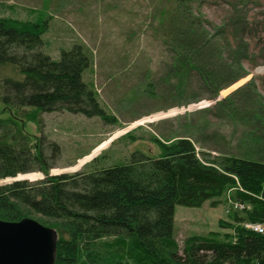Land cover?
Returning <instances> with one entry per match:
<instances>
[{
	"label": "rangeland",
	"instance_id": "1",
	"mask_svg": "<svg viewBox=\"0 0 264 264\" xmlns=\"http://www.w3.org/2000/svg\"><path fill=\"white\" fill-rule=\"evenodd\" d=\"M174 7L172 0H0V17L47 20L41 51L51 59L75 44L83 47L90 60L83 81L113 118L57 111L41 114L38 125L20 122L40 140L49 176L106 169L135 153L157 157V140L179 138L190 139L199 158L202 152L208 159L264 161V0H191L186 9L200 19L203 34L194 53L177 52ZM239 49L247 56L241 68ZM6 77H16L9 65L0 70V79ZM9 116L0 102V118ZM44 177L31 172L0 186ZM231 208L229 201L217 208L176 206L179 247L192 235L227 232L218 221L228 220Z\"/></svg>",
	"mask_w": 264,
	"mask_h": 264
},
{
	"label": "trees",
	"instance_id": "2",
	"mask_svg": "<svg viewBox=\"0 0 264 264\" xmlns=\"http://www.w3.org/2000/svg\"><path fill=\"white\" fill-rule=\"evenodd\" d=\"M172 1L177 52L194 53L202 44V22L187 11L191 0ZM47 29L43 18L0 17V70L9 65L16 76L0 79V102L10 113L0 118V180L36 171L45 175L1 185L0 220L42 217L41 224L57 235L53 264H264V233L246 228L264 226L262 160L208 159L202 152L199 158L191 140L179 138L169 144L157 140V157L135 153L106 169L48 175L40 140H32L20 122L38 125L41 114L57 111L113 118L83 81L90 65L83 47L75 44L53 60L41 51ZM236 55L241 68L245 50ZM226 201L244 206L240 214L232 206L228 220L218 221L227 232L189 236L180 248L175 207L217 208Z\"/></svg>",
	"mask_w": 264,
	"mask_h": 264
},
{
	"label": "water",
	"instance_id": "3",
	"mask_svg": "<svg viewBox=\"0 0 264 264\" xmlns=\"http://www.w3.org/2000/svg\"><path fill=\"white\" fill-rule=\"evenodd\" d=\"M56 240L54 230L31 218L0 220V264H53Z\"/></svg>",
	"mask_w": 264,
	"mask_h": 264
},
{
	"label": "built area",
	"instance_id": "4",
	"mask_svg": "<svg viewBox=\"0 0 264 264\" xmlns=\"http://www.w3.org/2000/svg\"><path fill=\"white\" fill-rule=\"evenodd\" d=\"M232 206L234 210L238 212H241L244 209V206L238 203H234V204L232 203ZM246 228L250 229L251 231L255 233H259V234L264 233V226H262L261 224H252V223L246 224Z\"/></svg>",
	"mask_w": 264,
	"mask_h": 264
}]
</instances>
